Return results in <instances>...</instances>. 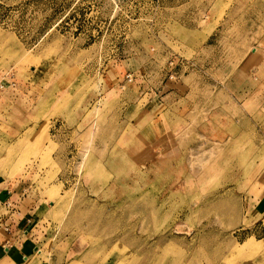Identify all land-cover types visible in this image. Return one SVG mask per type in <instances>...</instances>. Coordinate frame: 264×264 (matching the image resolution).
<instances>
[{"label":"rangeland","instance_id":"374dc122","mask_svg":"<svg viewBox=\"0 0 264 264\" xmlns=\"http://www.w3.org/2000/svg\"><path fill=\"white\" fill-rule=\"evenodd\" d=\"M0 82L31 264H264V0H0Z\"/></svg>","mask_w":264,"mask_h":264},{"label":"crops","instance_id":"0c3cea01","mask_svg":"<svg viewBox=\"0 0 264 264\" xmlns=\"http://www.w3.org/2000/svg\"><path fill=\"white\" fill-rule=\"evenodd\" d=\"M25 184L12 182L0 188V245L5 251L0 264H20L7 256L10 254L21 257L23 264H31L35 258L32 186ZM7 201L13 204L9 211L5 210Z\"/></svg>","mask_w":264,"mask_h":264},{"label":"built area","instance_id":"2783aa9c","mask_svg":"<svg viewBox=\"0 0 264 264\" xmlns=\"http://www.w3.org/2000/svg\"><path fill=\"white\" fill-rule=\"evenodd\" d=\"M3 90H4V85L0 82V98L2 97ZM7 204L10 207V205H11L10 202H8Z\"/></svg>","mask_w":264,"mask_h":264}]
</instances>
